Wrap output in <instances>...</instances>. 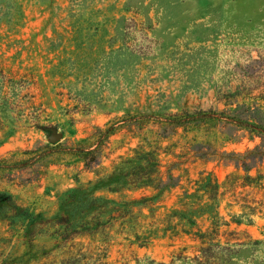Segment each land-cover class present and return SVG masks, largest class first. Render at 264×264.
<instances>
[{
    "label": "rangeland",
    "instance_id": "rangeland-1",
    "mask_svg": "<svg viewBox=\"0 0 264 264\" xmlns=\"http://www.w3.org/2000/svg\"><path fill=\"white\" fill-rule=\"evenodd\" d=\"M263 142L264 0H0V264H264Z\"/></svg>",
    "mask_w": 264,
    "mask_h": 264
},
{
    "label": "trees",
    "instance_id": "trees-1",
    "mask_svg": "<svg viewBox=\"0 0 264 264\" xmlns=\"http://www.w3.org/2000/svg\"><path fill=\"white\" fill-rule=\"evenodd\" d=\"M96 149H91L89 153H92ZM264 161V142L260 144L259 146L255 147L249 152H246L242 154L238 159H236L235 163L237 165H242L245 171H249L253 166H255L258 163H261ZM247 178H250L247 175ZM23 209H21L22 211ZM21 213V212H20ZM77 218L73 217L71 220L65 221V226L62 228L61 232L58 233V237L63 239V243H66L67 241L71 240V244L69 247H72L76 244L73 239L76 236L87 234L88 227L83 224V222H80L79 220H76ZM29 221V220H28ZM28 221H25V218L22 220L18 219L17 223L22 225L23 228L28 226ZM32 232H29L31 234ZM212 234H217L216 230H211L208 232H197V237L201 240L202 243L206 242V240L210 239V236ZM204 250L203 257L207 259L209 255H207L206 248H202ZM62 264H105L101 261V259L93 260L91 263L86 262L83 260L81 256L74 257L71 255L70 257L64 259Z\"/></svg>",
    "mask_w": 264,
    "mask_h": 264
},
{
    "label": "water",
    "instance_id": "water-1",
    "mask_svg": "<svg viewBox=\"0 0 264 264\" xmlns=\"http://www.w3.org/2000/svg\"><path fill=\"white\" fill-rule=\"evenodd\" d=\"M57 137L55 136V137H53V140H55Z\"/></svg>",
    "mask_w": 264,
    "mask_h": 264
}]
</instances>
